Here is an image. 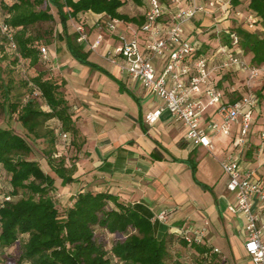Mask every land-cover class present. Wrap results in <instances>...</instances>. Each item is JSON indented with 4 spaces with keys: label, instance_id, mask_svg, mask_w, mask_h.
Masks as SVG:
<instances>
[{
    "label": "crops",
    "instance_id": "crops-1",
    "mask_svg": "<svg viewBox=\"0 0 264 264\" xmlns=\"http://www.w3.org/2000/svg\"><path fill=\"white\" fill-rule=\"evenodd\" d=\"M124 1L118 12L135 19V22H128L131 25L140 24L144 2L136 5L130 0ZM54 10L50 6L52 13ZM105 19L103 14L80 13L67 22L68 32H74L78 24H87L85 29L90 31L89 40L92 41L95 35L102 34L101 23ZM208 25L207 20L196 19L186 27V35L198 38L205 49L218 43L216 35L209 37L215 33ZM227 25L228 21H224L219 26ZM123 31L122 27L118 30L119 33ZM103 37L98 49L90 50V65L76 61L65 41L58 39L62 44L54 43L46 51L48 62L40 61L34 66L39 72L47 71V79L53 76L58 81L67 106L66 121L54 116L45 103L40 106L49 114L41 117L46 124L54 121L58 125L51 133L58 138L53 156L64 160V167L73 179L61 188L54 185L57 201L69 207L77 193L105 192L119 202L140 207L151 218L159 237L187 225L205 228V243L216 249L219 256L230 264H252L244 249L243 218L229 210L234 205V195L226 189L221 168L216 178L206 162L209 154L221 158L237 154L244 160V146L238 151L232 144L239 126L233 125L229 136H212L214 150L209 153L202 146L186 142L185 129L166 111L154 122L146 121V114L163 107L162 100L148 94L139 83L121 74L104 58L106 48L117 45V37L109 33ZM247 57L250 62V56ZM155 62L162 63L160 59ZM228 74L236 73L216 77L217 87L222 91L221 85ZM204 118L205 122L217 120L214 109L208 108ZM62 134L67 135V143L63 145L60 142ZM156 149L162 158H153ZM261 156L244 161L264 173V154ZM42 171L50 176L53 174L48 165ZM57 181L61 182L59 178L55 179ZM161 212L167 216L163 222L156 219ZM260 215L264 223L263 210Z\"/></svg>",
    "mask_w": 264,
    "mask_h": 264
},
{
    "label": "trees",
    "instance_id": "trees-1",
    "mask_svg": "<svg viewBox=\"0 0 264 264\" xmlns=\"http://www.w3.org/2000/svg\"><path fill=\"white\" fill-rule=\"evenodd\" d=\"M141 5L142 0H130ZM0 23L8 27L16 46H8L6 36L0 31L3 54L13 55L34 67L40 55V36L30 30L41 23L51 22L55 8L61 32L72 57L81 64H91L90 49L77 42V33H69L67 22L80 13L103 14L110 18L135 22L120 14L118 9L124 0H2ZM237 6L240 0H232ZM247 12L257 18L261 34L242 27L234 30L239 38V47L250 56V64H264V0H249ZM139 22V21H138ZM51 113L67 120V106L60 85L43 79V72L30 81ZM3 88V101H8L9 85ZM12 112L16 106L8 104ZM32 100L18 111V121L28 131L40 125V118L48 116ZM31 147L26 140L8 128H0V172L7 175L10 193L0 200V261L7 264H183L179 251L171 257L173 240L181 249L196 256L197 264H211L217 255L213 248L202 242H187L176 232L155 234L151 218L137 205L124 204L105 192L84 191L77 193L71 206L60 209L52 198L55 190L53 179L45 174L35 160H29ZM153 158H162L156 149ZM50 169L62 180L73 179L64 167V160L52 155L47 157ZM194 167L192 166V172ZM112 235V241L97 240L96 231ZM106 234V235H105ZM215 261V260H214ZM216 264V263H215Z\"/></svg>",
    "mask_w": 264,
    "mask_h": 264
},
{
    "label": "built area",
    "instance_id": "built-area-1",
    "mask_svg": "<svg viewBox=\"0 0 264 264\" xmlns=\"http://www.w3.org/2000/svg\"><path fill=\"white\" fill-rule=\"evenodd\" d=\"M143 20L131 25L123 20L106 16L103 24L109 34L116 35L117 45L107 47L104 58L121 74L139 83L151 95L163 102V107L145 115L148 122L158 119L166 111L174 122L185 129V140L213 150L212 136L231 135L233 125L239 126L233 138V148L240 151L252 132L258 98L250 88L258 81H264V64L251 65L243 57L239 38L233 25L247 31L257 28V18L249 12H240L232 0H142ZM203 19L216 34V46L205 49L198 38L189 41L186 27L193 20ZM228 25L218 30L222 22ZM123 32L119 33V28ZM0 31L6 36L8 46L15 50L8 27L0 23ZM77 42L84 43L91 51L103 42V34L89 40L83 24L74 28ZM200 33V31H199ZM190 34V33H189ZM224 35L225 42L220 40ZM42 59H47L46 49L40 48ZM160 59V63L155 60ZM225 73H241L249 93L234 101L224 99V91L217 87L216 77ZM213 108L217 120L205 122L204 114ZM259 154L264 153V126L259 131ZM67 135L62 134L66 140ZM219 166L226 178V189L234 195V205L229 208L244 222V249L252 264H264V223L260 210L264 211V173L257 166L242 160L237 154H230L219 160ZM166 213L156 216L158 221L166 220ZM207 225V222H205ZM185 241L199 243L205 236V228L191 225L175 231ZM214 252H217L214 249ZM0 264H7L0 261Z\"/></svg>",
    "mask_w": 264,
    "mask_h": 264
},
{
    "label": "rangeland",
    "instance_id": "rangeland-1",
    "mask_svg": "<svg viewBox=\"0 0 264 264\" xmlns=\"http://www.w3.org/2000/svg\"><path fill=\"white\" fill-rule=\"evenodd\" d=\"M2 0H0V10L2 8ZM12 1V0H10ZM249 0H240V4L237 5V9L244 13L247 12L246 6ZM55 18L51 22H44L36 26L35 28H32L30 31L34 33L35 35L40 36L39 39V45L40 47H44L46 51H48V48L53 46V44H57V46L61 45L62 43L58 41V34L61 32V27L59 24V19L57 17V14L54 10ZM83 24V23H82ZM84 27L87 28V24H83ZM233 25L236 27L238 25V22L233 20ZM101 32L102 34H108L106 31V27L104 24L101 23ZM223 26H218V30H221ZM225 27V26H224ZM206 29V28H203ZM88 36H91V33L88 29ZM263 31V28L261 25H257L256 30L253 31V33L261 34ZM73 33V32H70ZM205 34L208 33V31H204ZM216 34H209V37H215ZM96 36V35H95ZM220 40L225 42L226 38L222 34L219 36ZM1 38V37H0ZM189 41H193L194 38L190 37L188 38ZM0 45H1V39H0ZM248 54H245L243 52V57L246 61L248 60L247 57ZM43 63H47V59H42ZM46 66V64H44ZM51 72V71H50ZM38 73V67L37 69L31 66H28L27 63H25L22 60H15L13 55H7L3 54V51L0 49V85L3 83L4 85H9V94H8V101H3V88L0 86V128H8L14 131L16 134L23 137L28 145L31 147V153L27 156L29 160H36V162L39 164L40 168L45 169L47 164V158L49 155L54 154L55 150L53 149L54 144L57 143V135L51 134L53 133L54 129L58 128V125L54 121H49L46 124V121L44 118H40L41 124L35 132H28L22 124L18 121V111L20 108L26 103L28 100L34 101L39 107L43 105L44 101L40 98V94L35 90V87L30 82L33 77H35ZM47 71L43 72V79L46 78ZM51 81L58 82L54 79L53 76H51ZM221 87L224 90V99L228 101H234L238 98L243 97L245 94L249 93V88L245 85V79L243 75L236 74H228L224 77V84L221 85ZM252 93H255V95L258 98V104L256 108L255 113V120L252 128V132L249 135L246 143L244 145V157L243 159L246 161L252 160L254 157L259 158L262 156L259 154V151H257L258 146L255 143H259V131L264 126V81L258 80L252 88H250ZM155 102L158 100L156 98H153ZM12 103L14 106H16L15 112H12L8 104ZM45 123V124H44ZM174 125V124H173ZM46 127L51 129H46ZM57 131V130H56ZM221 135V134H216ZM62 141L61 144H66L65 140L61 138ZM66 148V146H64ZM214 150V145H213ZM212 151H208L209 153H212ZM210 156H207L206 162L210 166L211 172L213 173L214 177L218 178L220 173V166H219V160L222 159L220 156L213 157L211 154ZM54 157V156H53ZM56 158V157H55ZM59 158V157H58ZM44 159V160H43ZM53 172V171H52ZM50 176V175H49ZM54 184L57 188L63 187L65 184L69 183H62V180L53 172V174L50 176ZM59 178L61 182L59 181L55 182L56 178ZM62 184V185H61ZM8 193H10V188L8 186V180L7 175L1 171L0 172V200L4 196H6ZM55 191L52 194V198L55 201L58 208L61 210L60 214H62L63 210L67 208V205H62L57 201V198L55 196ZM106 235V234H105ZM96 237L97 240L101 243L107 242V247L109 246V243L112 241V235H106L103 237V233L99 230L96 231ZM177 240H173V244L170 245V251H171V257L175 256V252L179 251L181 256V261L183 264H197L198 261L196 260V256L193 255V253H190L189 251L185 249H181L179 245L177 244ZM217 255L218 252H215ZM215 260V261H214ZM230 264L227 260L223 259L221 256H217V259H213L211 264Z\"/></svg>",
    "mask_w": 264,
    "mask_h": 264
}]
</instances>
